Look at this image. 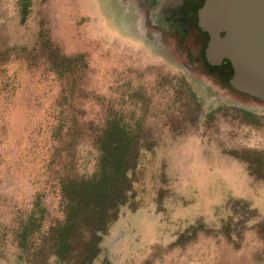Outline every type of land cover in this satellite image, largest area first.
<instances>
[{"label":"rangeland","instance_id":"1","mask_svg":"<svg viewBox=\"0 0 264 264\" xmlns=\"http://www.w3.org/2000/svg\"><path fill=\"white\" fill-rule=\"evenodd\" d=\"M120 5L0 0V264H62V182L94 175L115 119L141 157L93 264H264V101Z\"/></svg>","mask_w":264,"mask_h":264},{"label":"trees","instance_id":"2","mask_svg":"<svg viewBox=\"0 0 264 264\" xmlns=\"http://www.w3.org/2000/svg\"><path fill=\"white\" fill-rule=\"evenodd\" d=\"M97 146L94 175L62 182L65 218L52 237V251L62 264H93L102 235L134 199L131 172L141 157L140 136L115 119L98 134Z\"/></svg>","mask_w":264,"mask_h":264},{"label":"water","instance_id":"3","mask_svg":"<svg viewBox=\"0 0 264 264\" xmlns=\"http://www.w3.org/2000/svg\"><path fill=\"white\" fill-rule=\"evenodd\" d=\"M199 23L209 34L208 62L221 65L228 59L231 85L264 101V0H207Z\"/></svg>","mask_w":264,"mask_h":264},{"label":"flooded vegetation","instance_id":"4","mask_svg":"<svg viewBox=\"0 0 264 264\" xmlns=\"http://www.w3.org/2000/svg\"><path fill=\"white\" fill-rule=\"evenodd\" d=\"M125 20L140 36L153 40L164 52L173 51L174 43L189 45L202 62L199 64L207 74L216 76V70L234 74L232 65H211L206 57L209 34L199 23V11L207 0H119ZM159 33V38L153 36ZM202 43V44H201ZM172 48V49H171ZM218 68V69H217ZM214 69H216L214 71Z\"/></svg>","mask_w":264,"mask_h":264},{"label":"clouds","instance_id":"5","mask_svg":"<svg viewBox=\"0 0 264 264\" xmlns=\"http://www.w3.org/2000/svg\"><path fill=\"white\" fill-rule=\"evenodd\" d=\"M153 36L156 38H159L160 34L159 33H153Z\"/></svg>","mask_w":264,"mask_h":264}]
</instances>
